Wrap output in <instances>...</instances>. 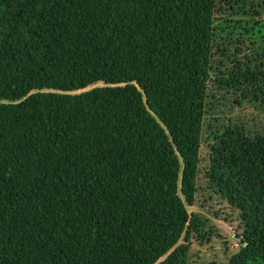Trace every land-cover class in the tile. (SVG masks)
<instances>
[{
    "label": "trees",
    "instance_id": "16d2710c",
    "mask_svg": "<svg viewBox=\"0 0 264 264\" xmlns=\"http://www.w3.org/2000/svg\"><path fill=\"white\" fill-rule=\"evenodd\" d=\"M215 9L0 0V264H189ZM212 149L229 264H264V134Z\"/></svg>",
    "mask_w": 264,
    "mask_h": 264
},
{
    "label": "rangeland",
    "instance_id": "374dc122",
    "mask_svg": "<svg viewBox=\"0 0 264 264\" xmlns=\"http://www.w3.org/2000/svg\"><path fill=\"white\" fill-rule=\"evenodd\" d=\"M212 59L194 206L196 228L189 264H229L243 247L241 213L228 204L210 177L213 146L232 132L264 134V75L230 88L238 74L264 73V0H216ZM227 144H231L225 138Z\"/></svg>",
    "mask_w": 264,
    "mask_h": 264
},
{
    "label": "water",
    "instance_id": "95a60500",
    "mask_svg": "<svg viewBox=\"0 0 264 264\" xmlns=\"http://www.w3.org/2000/svg\"><path fill=\"white\" fill-rule=\"evenodd\" d=\"M209 82H212V78L210 79V81Z\"/></svg>",
    "mask_w": 264,
    "mask_h": 264
}]
</instances>
